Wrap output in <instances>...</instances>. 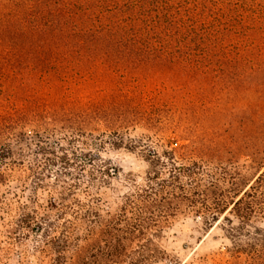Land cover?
<instances>
[{"label":"trees","instance_id":"1","mask_svg":"<svg viewBox=\"0 0 264 264\" xmlns=\"http://www.w3.org/2000/svg\"><path fill=\"white\" fill-rule=\"evenodd\" d=\"M87 82L126 96L130 120L172 116L170 131L183 133L196 118L201 133L167 160L149 152L153 169L111 216V247L84 262H133L123 241L148 246L179 212L264 217V0H0L1 148L29 142L13 131L21 114L40 117L32 134L42 146L57 132L76 139ZM239 164L255 170L250 181ZM50 225L41 251L67 262L71 231ZM160 254L145 247L139 260Z\"/></svg>","mask_w":264,"mask_h":264},{"label":"rangeland","instance_id":"2","mask_svg":"<svg viewBox=\"0 0 264 264\" xmlns=\"http://www.w3.org/2000/svg\"><path fill=\"white\" fill-rule=\"evenodd\" d=\"M119 92L84 84L79 90L82 113L73 120L81 130L76 139L57 132L43 136L42 146L32 134L40 117L19 115L13 131L29 142L0 147V264H264V217L241 222L229 208L215 220L197 211L179 212L148 246L143 239L123 241L135 251L133 262H84L90 250L111 247V216L153 169L149 152L167 160L165 151L201 133L196 118L183 133L170 131L177 127L172 116L150 126L130 120L131 103ZM238 166L250 181L255 170ZM49 186L56 191H48ZM58 208H63L59 217ZM26 214L33 218L22 223ZM64 221L73 254L68 253L67 262H50L41 251L45 234L50 224ZM145 247L160 249L156 262H140Z\"/></svg>","mask_w":264,"mask_h":264}]
</instances>
